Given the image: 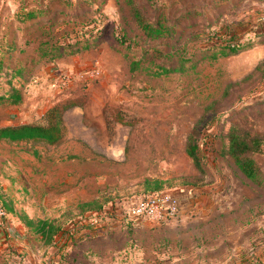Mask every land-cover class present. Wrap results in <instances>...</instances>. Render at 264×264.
I'll use <instances>...</instances> for the list:
<instances>
[{
	"label": "rangeland",
	"instance_id": "rangeland-1",
	"mask_svg": "<svg viewBox=\"0 0 264 264\" xmlns=\"http://www.w3.org/2000/svg\"><path fill=\"white\" fill-rule=\"evenodd\" d=\"M28 10L46 15L20 21ZM136 12L171 34L147 42ZM84 40L75 55L39 57L41 42ZM214 42L243 47L220 55ZM77 58L96 79L53 89L46 69ZM10 87L21 101L0 102V127L43 122L58 104L64 131L53 145L0 140V204L13 210L0 222V264H264V182L222 153L235 126L258 139L251 157L264 175V0H0V95ZM146 192L177 198V215L90 224L98 207ZM20 214L60 230L46 244Z\"/></svg>",
	"mask_w": 264,
	"mask_h": 264
},
{
	"label": "trees",
	"instance_id": "trees-1",
	"mask_svg": "<svg viewBox=\"0 0 264 264\" xmlns=\"http://www.w3.org/2000/svg\"><path fill=\"white\" fill-rule=\"evenodd\" d=\"M44 15L46 14L41 10H28L22 13L20 21L25 22ZM134 15L135 21L142 30V34L146 38L147 42H158L160 37L171 34V29H173V26H171L170 28L169 25L166 26L162 21L159 20L154 23L146 20L143 21L140 18L138 12H136ZM74 24H77V22H74ZM85 24H88V22H86ZM98 26L99 25L93 23V26L83 32V35L88 32L91 33L93 31H98ZM96 37L97 36H94L93 39H95ZM217 38L221 39V37ZM231 40H233V38H229L226 40L221 39L220 42L222 43L224 41ZM87 45H89L88 40H84L83 43L76 41L70 45L57 44V42L49 44L48 41H45L39 43L38 52L39 57L42 60L54 61L66 56L75 55L80 50H82V47ZM213 46H218L220 48V55H227V53L232 54L233 52L238 50L237 48L243 47V45L234 46L231 43L222 45L218 44L217 42H214ZM136 65L137 64L134 63L133 67H135ZM21 71L22 70H20V68L14 69L12 70V73L13 75H20L22 74ZM162 72L165 73V70H163ZM1 101H7L12 106H15L21 101V93L16 87H10L9 93H7V95H0V102ZM63 110L64 107L57 104L47 108L42 116L43 122L22 123L18 125L0 127V140L9 142L41 141L49 145L57 144L63 137ZM225 137L227 140V146L222 152L223 156L231 159L238 171L247 180L254 183L255 185H262L264 182V175L254 159L251 157L252 154L260 151V143L258 139L254 137H246L240 134L235 126H231L228 129ZM186 153L190 158H192L197 168L201 167L200 158L198 156L199 153L197 152V145H191V143L188 142L186 146ZM157 189L158 188L155 187V190ZM147 193L151 192H146L144 194ZM96 203L97 201L84 203L81 204L79 208L87 211L95 208ZM0 205L4 208L5 213H13L12 208L8 204L1 202ZM102 208L104 207H98V209L94 210L93 212H98ZM18 219L22 221L26 227L30 228L34 234L39 235L46 244L50 243L52 238L60 230L59 226L55 225L54 222L50 220H39L37 222H34L28 219L24 214L18 215Z\"/></svg>",
	"mask_w": 264,
	"mask_h": 264
},
{
	"label": "built area",
	"instance_id": "built-area-1",
	"mask_svg": "<svg viewBox=\"0 0 264 264\" xmlns=\"http://www.w3.org/2000/svg\"><path fill=\"white\" fill-rule=\"evenodd\" d=\"M47 80L53 89L67 90L75 83L88 88L91 82L96 79L98 70L94 67L76 69H59L51 65L47 71ZM180 208L177 198L163 193L153 192L142 194L128 204H109L90 214V224L95 225L97 221L101 222H151L159 223L174 218ZM5 216V210L0 205V222ZM88 216V217H89Z\"/></svg>",
	"mask_w": 264,
	"mask_h": 264
},
{
	"label": "crops",
	"instance_id": "crops-1",
	"mask_svg": "<svg viewBox=\"0 0 264 264\" xmlns=\"http://www.w3.org/2000/svg\"><path fill=\"white\" fill-rule=\"evenodd\" d=\"M77 59H79V58H77ZM79 60H81V61H80L81 66H80V67H76V66H75L74 68H76V69H80V68H84V67H86V66L88 65V61H87V60L85 61L83 58H82V59L80 58ZM58 62H60V61H57V62H55V63H58ZM48 69H49V68H47L46 70L48 71ZM20 123H21V122H20ZM143 222H147V221H143ZM149 223H151V222H149Z\"/></svg>",
	"mask_w": 264,
	"mask_h": 264
}]
</instances>
